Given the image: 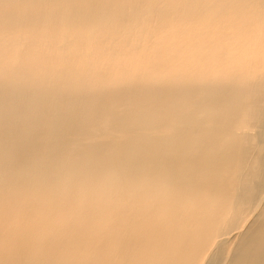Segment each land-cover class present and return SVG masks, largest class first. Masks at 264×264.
Segmentation results:
<instances>
[{
	"label": "bare ground",
	"instance_id": "1",
	"mask_svg": "<svg viewBox=\"0 0 264 264\" xmlns=\"http://www.w3.org/2000/svg\"><path fill=\"white\" fill-rule=\"evenodd\" d=\"M0 264H264V0H0Z\"/></svg>",
	"mask_w": 264,
	"mask_h": 264
}]
</instances>
